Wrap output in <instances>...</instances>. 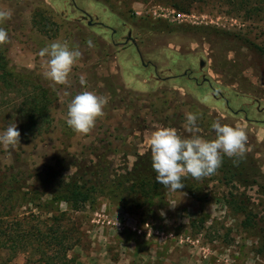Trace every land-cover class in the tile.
Instances as JSON below:
<instances>
[{
  "label": "rangeland",
  "instance_id": "obj_1",
  "mask_svg": "<svg viewBox=\"0 0 264 264\" xmlns=\"http://www.w3.org/2000/svg\"><path fill=\"white\" fill-rule=\"evenodd\" d=\"M181 1L0 0V10L11 12L0 22L8 33L0 54L21 79L19 86L0 85V132L16 123L21 133L11 157L0 150V175L31 184L38 175L70 173L86 161L111 164L114 171L130 168L153 125L190 136L182 127L189 111L197 115L204 139L215 138L211 125L216 120L244 130L243 156L257 161L264 186V0H248L245 9L223 0L190 2L188 13L174 7ZM84 17L99 24L90 26ZM130 33L136 45L127 43ZM54 41L82 53L67 85H53L43 76L46 58L38 53ZM40 85L52 88L57 100L50 106L52 127L33 137L17 116ZM85 90L107 97L108 103L92 131L78 136L66 123L67 106ZM222 178L216 171L196 180L201 200L168 190L136 213L107 197L76 212L50 196L5 193L0 197V242L6 245L0 247L1 264H38L39 257L15 251L9 239L28 224L71 238L77 244L68 254L74 264H264L259 254L264 190L240 187L232 190L238 197L233 198ZM247 199L248 213L258 216L256 230L245 227L247 213L237 211Z\"/></svg>",
  "mask_w": 264,
  "mask_h": 264
},
{
  "label": "trees",
  "instance_id": "obj_2",
  "mask_svg": "<svg viewBox=\"0 0 264 264\" xmlns=\"http://www.w3.org/2000/svg\"><path fill=\"white\" fill-rule=\"evenodd\" d=\"M203 1L205 0H182L183 4H188L187 7L181 6L183 4L178 2H173V5L182 12L188 13L190 2ZM223 1L234 5L235 8L240 7V9H245L249 3L248 0ZM16 83L19 86L21 79L10 67L7 56L0 54V85L11 88ZM28 85L30 86V83ZM56 100L57 96L52 88L43 85L33 88L32 93L22 104V107H27L21 108V113L17 116L28 135L40 136L50 130L53 123L50 106L54 105ZM221 155L223 163L217 172L223 175L221 180L230 189L233 198L237 196L232 190L239 191L240 187H261L264 190V186L259 184L263 172L254 158H250L248 155L233 158ZM108 165L97 164L93 161L76 163L73 172L69 173L68 170L53 171L47 177L38 175L31 184L28 183L29 179L17 180L14 178L8 180L6 176L0 175V197L5 193L10 196L23 194L34 198L50 196L55 202L66 203L76 212L82 211L87 204L100 197H107L126 211L136 213L155 200L164 198L168 191L163 185L155 181L156 174L151 166L150 151L144 155H139L130 168L126 167L120 171H114L112 167H109L111 164ZM1 173H3L2 169H0ZM196 180L191 176L182 178L184 187L179 191L201 200L197 193L202 189L197 188ZM247 203L250 204L251 201L249 199L241 200V204L237 206V211L247 213L245 227L256 230L259 225L255 218L258 216H255L253 212L248 213L251 209L246 206ZM260 223H263V228H260L263 232V244L259 254L264 257V217H261ZM18 225L22 226V223L19 222ZM27 227L24 230L17 228L9 236L15 251L21 249L24 253H31L33 256L39 257L38 264H74V259H70L68 254L77 244L72 243L71 238L68 240L67 237L59 236L53 228L43 231L38 226L28 224ZM3 243L0 242V247L6 246Z\"/></svg>",
  "mask_w": 264,
  "mask_h": 264
},
{
  "label": "clouds",
  "instance_id": "obj_3",
  "mask_svg": "<svg viewBox=\"0 0 264 264\" xmlns=\"http://www.w3.org/2000/svg\"><path fill=\"white\" fill-rule=\"evenodd\" d=\"M10 18V11L0 10V22ZM7 40L8 33L0 28V44ZM88 45L92 46L90 40ZM38 55L46 58L43 76L53 85H67L82 53L78 47L70 49L66 42L54 41L41 49ZM79 79L81 85L86 84L85 75L81 74ZM107 103V97L102 98L87 90L80 92L67 106V125L78 136H86L95 127L97 119L103 116ZM197 120L196 114L185 112L182 127L191 134L188 137H181L177 129L162 125H153L154 130L144 136L140 154L150 150L155 181L165 189L175 191L183 188L182 178L188 176L199 180L215 174L223 163L221 154L233 158L242 157L245 153L247 136L244 130L222 125L216 120L211 125L215 138L207 140L199 135L201 130ZM20 136L16 123L9 124L6 130L0 132V150L11 157L21 145Z\"/></svg>",
  "mask_w": 264,
  "mask_h": 264
},
{
  "label": "flooded vegetation",
  "instance_id": "obj_4",
  "mask_svg": "<svg viewBox=\"0 0 264 264\" xmlns=\"http://www.w3.org/2000/svg\"><path fill=\"white\" fill-rule=\"evenodd\" d=\"M84 18H85V19H89V21H90V22H89V25H90V26L98 25V24H99L98 22H93V18H91V17H89V18H88V17H84ZM130 34H132V33H130ZM130 34H129V38H130ZM129 38H128V39H129ZM201 70H203V69H201ZM186 75H187V74H186ZM205 78H206V76H203V83H204V84L209 83L208 78H207V80H205ZM227 104H229L228 101H227Z\"/></svg>",
  "mask_w": 264,
  "mask_h": 264
},
{
  "label": "water",
  "instance_id": "obj_5",
  "mask_svg": "<svg viewBox=\"0 0 264 264\" xmlns=\"http://www.w3.org/2000/svg\"><path fill=\"white\" fill-rule=\"evenodd\" d=\"M128 42H132L133 44L136 45V41L132 38V34H130V38L127 40V43ZM204 68V62H201V69ZM205 80H207V78H205Z\"/></svg>",
  "mask_w": 264,
  "mask_h": 264
}]
</instances>
